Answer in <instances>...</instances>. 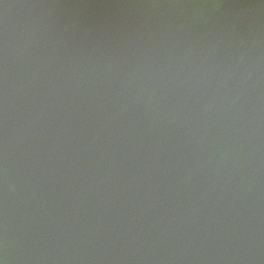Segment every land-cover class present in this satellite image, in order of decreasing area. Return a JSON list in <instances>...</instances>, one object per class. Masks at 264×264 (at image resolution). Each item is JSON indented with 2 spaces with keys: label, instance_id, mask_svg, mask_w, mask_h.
Listing matches in <instances>:
<instances>
[{
  "label": "water",
  "instance_id": "95a60500",
  "mask_svg": "<svg viewBox=\"0 0 264 264\" xmlns=\"http://www.w3.org/2000/svg\"><path fill=\"white\" fill-rule=\"evenodd\" d=\"M0 264H264V0H0Z\"/></svg>",
  "mask_w": 264,
  "mask_h": 264
}]
</instances>
